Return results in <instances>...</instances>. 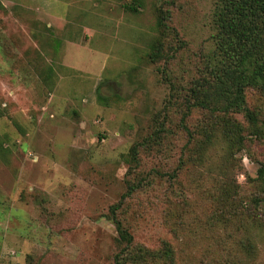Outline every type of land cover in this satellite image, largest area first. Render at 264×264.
<instances>
[{
    "label": "rangeland",
    "instance_id": "obj_1",
    "mask_svg": "<svg viewBox=\"0 0 264 264\" xmlns=\"http://www.w3.org/2000/svg\"><path fill=\"white\" fill-rule=\"evenodd\" d=\"M218 5L0 0V264H114L130 182L117 215L149 264H264V91L246 89L261 133L198 108L195 139L180 126Z\"/></svg>",
    "mask_w": 264,
    "mask_h": 264
},
{
    "label": "trees",
    "instance_id": "obj_2",
    "mask_svg": "<svg viewBox=\"0 0 264 264\" xmlns=\"http://www.w3.org/2000/svg\"><path fill=\"white\" fill-rule=\"evenodd\" d=\"M129 8L137 10L134 5ZM167 17L162 13L158 21L164 30L167 28ZM216 26L215 48L207 56L204 71L193 81L187 93V110L180 121V126L186 131L190 141L195 136L186 119L193 108L221 112L217 117H221L222 123L214 124L232 137L241 134L239 124L226 118L234 112L243 114L252 131L253 128L256 133L263 130L256 113L246 103V89L259 87L264 91V0H219ZM155 47L156 51L151 56L154 60L161 53L160 46ZM160 130L164 131L165 127L160 126L158 131ZM158 131L151 134L146 143L158 142ZM137 152V147L133 146L132 157L135 163ZM259 175L264 179V162L259 168ZM136 188L137 184L130 182L121 200L110 207L111 219L118 232V242L124 244L121 251L116 253L114 264H149L154 256L153 251L134 245L133 235L117 215L123 202Z\"/></svg>",
    "mask_w": 264,
    "mask_h": 264
}]
</instances>
